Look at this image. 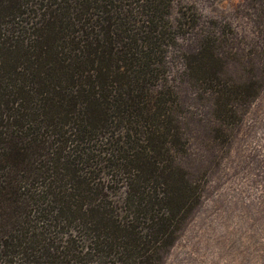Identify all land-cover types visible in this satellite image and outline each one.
I'll list each match as a JSON object with an SVG mask.
<instances>
[{
    "label": "trees",
    "instance_id": "trees-1",
    "mask_svg": "<svg viewBox=\"0 0 264 264\" xmlns=\"http://www.w3.org/2000/svg\"><path fill=\"white\" fill-rule=\"evenodd\" d=\"M173 2L0 0V264L163 263L205 184L172 53L218 135L263 83Z\"/></svg>",
    "mask_w": 264,
    "mask_h": 264
},
{
    "label": "rangeland",
    "instance_id": "rangeland-1",
    "mask_svg": "<svg viewBox=\"0 0 264 264\" xmlns=\"http://www.w3.org/2000/svg\"><path fill=\"white\" fill-rule=\"evenodd\" d=\"M173 6L195 11L213 33L222 31L226 49L238 51L227 57L236 75H260L263 83L241 122L218 135L196 90L178 79L180 53H172L170 73L190 125L181 165L203 175L205 184L199 206L162 264H264V0H174Z\"/></svg>",
    "mask_w": 264,
    "mask_h": 264
}]
</instances>
